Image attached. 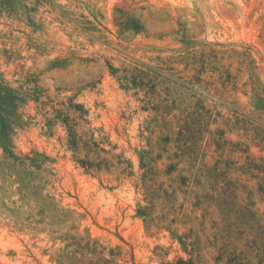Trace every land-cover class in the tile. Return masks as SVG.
<instances>
[{"label":"rangeland","instance_id":"obj_1","mask_svg":"<svg viewBox=\"0 0 264 264\" xmlns=\"http://www.w3.org/2000/svg\"><path fill=\"white\" fill-rule=\"evenodd\" d=\"M231 254L264 264V0H0V264Z\"/></svg>","mask_w":264,"mask_h":264},{"label":"trees","instance_id":"obj_2","mask_svg":"<svg viewBox=\"0 0 264 264\" xmlns=\"http://www.w3.org/2000/svg\"><path fill=\"white\" fill-rule=\"evenodd\" d=\"M74 107L79 110V111H83V105L77 103L74 105ZM63 123L68 127V131H69V136H70V143H71V146L72 147H78L79 144L82 142L76 131L74 129H72L73 127H70L68 125V122L66 119H62ZM83 167H85V165H82ZM228 264H245L243 262V259L242 258H237L234 254H231L229 257H228Z\"/></svg>","mask_w":264,"mask_h":264}]
</instances>
